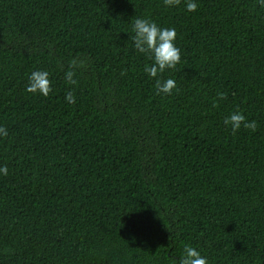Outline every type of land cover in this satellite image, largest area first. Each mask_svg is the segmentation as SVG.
<instances>
[{
	"label": "trees",
	"instance_id": "16d2710c",
	"mask_svg": "<svg viewBox=\"0 0 264 264\" xmlns=\"http://www.w3.org/2000/svg\"><path fill=\"white\" fill-rule=\"evenodd\" d=\"M195 3L0 0V264H264V7ZM137 18L175 29L174 69L145 72Z\"/></svg>",
	"mask_w": 264,
	"mask_h": 264
},
{
	"label": "clouds",
	"instance_id": "9594fccd",
	"mask_svg": "<svg viewBox=\"0 0 264 264\" xmlns=\"http://www.w3.org/2000/svg\"><path fill=\"white\" fill-rule=\"evenodd\" d=\"M186 10L189 12L197 9L195 0H184ZM261 7H264V0H259ZM166 6H178L181 0H164ZM133 32L135 33L131 39L134 42L135 49L146 54L149 59L153 61L151 66H145V72L151 77H157L158 73H163L166 69H174L180 62V49L175 45L177 33L173 28H162L146 18H137L133 23ZM83 61L79 63L73 59L70 61L69 70L65 73V80L68 84H76L74 79L77 67H82ZM124 74L123 72L121 73ZM47 71H33L29 76V83L26 91L31 93L39 92L41 95L47 97L52 91L51 81L49 80ZM156 94L160 93L171 94L172 90L176 88V82L169 78L166 80L156 79L155 81ZM218 99H226L224 93H217ZM69 103H75L74 94L69 91L66 95ZM225 126H230L233 133L238 131L241 126L251 131H256V121H248L246 117L239 111L232 112L224 119ZM0 135L7 136V130L0 126ZM0 173L8 175L7 166L0 167ZM179 264H208L207 258L202 256L200 251L189 245L184 246V253L179 261Z\"/></svg>",
	"mask_w": 264,
	"mask_h": 264
}]
</instances>
